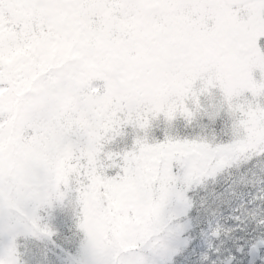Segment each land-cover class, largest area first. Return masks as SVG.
Returning a JSON list of instances; mask_svg holds the SVG:
<instances>
[{
	"label": "snow or ice",
	"instance_id": "1",
	"mask_svg": "<svg viewBox=\"0 0 264 264\" xmlns=\"http://www.w3.org/2000/svg\"><path fill=\"white\" fill-rule=\"evenodd\" d=\"M0 264H264V0H0Z\"/></svg>",
	"mask_w": 264,
	"mask_h": 264
}]
</instances>
